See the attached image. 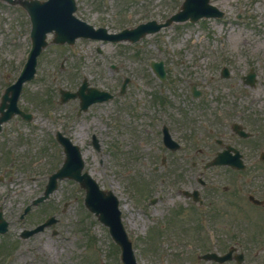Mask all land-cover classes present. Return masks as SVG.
Masks as SVG:
<instances>
[{
  "label": "rangeland",
  "instance_id": "374dc122",
  "mask_svg": "<svg viewBox=\"0 0 264 264\" xmlns=\"http://www.w3.org/2000/svg\"><path fill=\"white\" fill-rule=\"evenodd\" d=\"M180 1L120 0L119 5L111 6L109 11L102 6V11L106 18L121 15L119 22H126L129 14H132L133 20L127 23L135 24L140 20H164L179 8ZM0 2L4 6L0 5V85H5L19 75L27 51L26 37L19 34L22 29L20 26L21 13L17 8H5L6 4L1 0ZM212 2L226 12L224 19L203 20L198 24H175L161 33L149 35L134 45L122 44L121 47L105 45L104 56L96 53L95 45H92L90 49L86 46L87 43L80 45L79 51L87 49L92 52L91 55L84 54V64L80 65L82 66L80 71L74 65L76 60L71 61L70 59L64 69H61V63L65 62L64 60L60 62V57L57 58L58 54L52 47L43 55L42 63L39 64L41 82L27 87V96H24L21 104L34 109L39 104L38 97L43 102L46 100L41 112L44 121L40 120L37 128L8 125L10 135L6 138V147L17 156L21 155L18 159L11 157L12 161H9L7 165L11 168L14 163L20 169H12L10 173H14V177L25 179L36 172V182L30 180L25 181L21 186H14V184L0 186V205L6 207V218L11 221V230L6 240L12 244L9 250L11 253L9 262L3 261L4 258L0 257L2 259L0 264H121L120 249L110 239L107 228L84 207V192L76 183H63L48 203L35 208L34 212L24 220L20 218L25 206L42 194L47 177L64 160L63 151L51 141V134L50 142L46 136L55 126L63 125L60 118H69L68 113L71 114L72 105L75 103L61 104L59 88L73 89L80 82L79 73H86L85 77H88L91 85L116 89L119 75H113L109 65L111 63L120 65V60L124 59L127 62L126 65L136 70L135 60L129 57L135 56L137 51L140 53L138 61H143L138 65L139 78L135 79V83H145L140 75L146 62L149 63L152 59L169 60L172 79H180L174 85L178 88L187 87V79L191 78L194 82L204 84L209 94H216L217 89L223 90L228 87L221 82L210 84L213 79L221 81L220 72L223 66H230L232 63L240 75L252 64L259 68L264 67V0H212ZM106 3L111 5L109 1ZM118 6L125 7L118 12L115 9ZM89 8L90 6L87 10L91 12ZM6 13L10 18L7 24H5L6 20L2 19ZM238 15H242L241 19H237ZM202 56L205 58L202 59ZM197 60L200 63H190ZM57 61H59L58 64ZM186 62H189L186 65L192 66L190 69L193 72L197 71L198 74L189 75L182 71L184 67L182 63ZM212 67H218L219 70L212 74ZM260 75V80H264V75ZM232 79L235 89L243 88L236 75L232 76ZM56 81L58 83L55 84ZM256 87L261 88L262 86L257 85ZM149 89L145 84L143 89L134 87L132 91L140 99L141 97L146 98ZM170 95L169 90L167 96ZM28 97L34 99L29 100ZM49 98L55 99L56 107L47 111L52 106L48 103ZM115 109L116 102L93 105L89 112L83 115V118L72 120L75 127L70 134L74 141L82 147L86 169L104 188L112 189L121 198L122 206L125 207L123 209L129 218L125 223L133 239L138 264H204L198 260L196 255L199 252L198 249L202 251L207 249L208 242L205 237L208 238V233L205 236L202 231H197V221L184 218L181 224L177 221L173 225L169 224L168 232L170 230L175 232L174 227L182 228L181 231L178 230V233H175L176 237L180 236L176 238V243L168 240L166 236H157L158 247L150 243L151 231L152 238L156 233L164 232V224L161 222L168 221L161 217L170 215L181 206L185 208L183 215L190 217L191 214L187 211L189 207L184 202L186 200L178 197L177 194H174V197H172L173 194H169L165 201H158L151 205L149 201L152 194L148 189L149 195H146V186L135 193L136 186L132 184V178H144L146 182H150L151 167L155 163H160L157 158L153 160L152 156L162 153L163 144L161 136H157L152 128L151 132L144 136L121 135L117 127L118 122L115 123L117 121ZM51 113L54 119L48 121ZM92 134H96L100 140L102 147L100 152L95 151L92 145ZM20 137L21 139L16 142L15 140ZM193 140L186 141L189 148L192 145L194 147ZM204 144L202 139L198 141V145L203 146ZM189 148H184L182 151L186 154L183 158L193 156L192 153L195 151L190 152ZM3 163H5V158L2 160L0 158V164ZM160 179L161 177L158 178L156 188L160 187ZM183 186L190 189L193 186L197 187V183L193 176L186 173ZM133 196L135 203H138L140 197L144 196V203L140 206L134 205ZM130 210L134 216L128 213ZM49 214L59 218L58 224L46 228L44 232L29 239L20 238L22 230L33 229ZM205 229L210 231L211 227L206 226ZM3 240L4 238L0 237V245ZM149 243L152 251L148 250ZM153 243L155 244L154 240ZM7 252L4 254L6 255ZM249 263L264 264V251L256 258V262L253 256L249 255Z\"/></svg>",
  "mask_w": 264,
  "mask_h": 264
},
{
  "label": "flooded vegetation",
  "instance_id": "af4514ba",
  "mask_svg": "<svg viewBox=\"0 0 264 264\" xmlns=\"http://www.w3.org/2000/svg\"><path fill=\"white\" fill-rule=\"evenodd\" d=\"M47 1L49 0H23L19 3L18 7L24 15L26 26H31V18L27 10L38 12L42 10L39 5ZM104 1L74 0L76 6L74 16L83 22L92 24L96 28L103 27L110 31L120 30L122 23L126 27V23L119 22V16L121 15L104 17V13L100 11ZM112 1L115 5L120 3V0ZM37 2L39 4L34 5ZM51 6H59L64 9L70 6V2L53 0ZM88 6H90L89 10H92L91 12L87 10ZM124 7L118 6L115 9L121 12ZM132 17L133 15L129 14V19H132ZM45 22V28L54 27V24L48 23L49 18L46 17ZM102 44L108 43L103 42ZM130 58L136 60L134 62L136 70L130 65L125 66L124 64L121 65L120 70L124 71L127 68L129 72L126 71V73H129L133 78H138L137 67L139 62L136 57ZM190 68L187 73L191 75L198 74L197 71L191 73ZM232 68L234 70V66ZM165 70L167 76H169L170 69L166 61ZM148 71V76L157 77L151 68ZM216 71V68L212 67L211 73L214 74ZM114 73L118 74L119 72ZM232 74L237 76L238 72L231 69L228 80L232 79ZM150 79L146 81L149 82ZM187 80L193 83L191 78ZM218 82L221 81L213 79L210 84ZM260 83L264 86V81H260ZM156 84V81H152V85ZM191 85L195 86L196 91L198 90L199 94L197 97H194L193 91L191 92V97H189L186 90L181 89V92L176 93L179 98L174 100L173 103L159 97H153L152 102L144 101V114L141 116L135 115L133 106L128 107L123 104L120 107V111L124 113L125 117L139 119L140 122L138 123H140V126H156L163 120L174 127L176 126V121L180 119L187 125L197 127L198 131L195 133L198 136L208 138V141L212 144L207 151L198 152V155L201 156V169L205 173L209 171L222 173L224 179L228 182V185L223 186L221 189L219 187L208 188L207 185L202 188L201 195L204 199V205L200 208L201 217L212 223H260L264 219V216L260 214L264 213V205H257L256 199L264 200V88L259 89L257 96H251L249 99L244 100L243 103L239 100L230 103L229 100L248 94H244V89H235L233 83H230L232 88H224L217 95L219 97H213L212 94H209L204 84L195 82V85ZM163 88L169 90V87L164 86ZM225 90L227 91L225 92ZM210 97L211 99H209ZM181 101H184V110L179 107ZM4 131L3 129L2 133ZM177 132L180 135V139L183 140L184 134L178 130ZM177 155L179 160H182L184 154L177 153ZM221 155L228 158V163L230 164L207 167ZM238 159L244 164L245 168L242 170L235 169L233 166L238 164ZM194 166H197L196 163ZM164 167L173 175L183 173L185 170V166L181 161H170L168 159H166ZM152 169L158 170L159 168L153 167ZM160 197L162 198L161 195Z\"/></svg>",
  "mask_w": 264,
  "mask_h": 264
},
{
  "label": "water",
  "instance_id": "95a60500",
  "mask_svg": "<svg viewBox=\"0 0 264 264\" xmlns=\"http://www.w3.org/2000/svg\"><path fill=\"white\" fill-rule=\"evenodd\" d=\"M185 10H188V8L186 7ZM191 14L192 13L190 11L181 13V15L186 18H188L187 16ZM142 29H145V27L142 26L133 31V34H138ZM35 64V59L31 60L27 65L28 69L34 70ZM67 152L68 158L63 168L51 177V182L44 198L48 197V195L53 191L54 186H56L55 179L58 176H68L80 181L82 186H84L87 190V206L95 212L106 225L110 226L114 239L122 246L124 263L134 264L132 253L130 252L129 246L126 245L125 235L120 225V213L117 211V199L112 195V193L101 191L97 183L88 174H81L83 164L79 156H75V148H73L70 144H67ZM38 201H40V199ZM6 225L7 224L2 221L0 216V231H6Z\"/></svg>",
  "mask_w": 264,
  "mask_h": 264
}]
</instances>
